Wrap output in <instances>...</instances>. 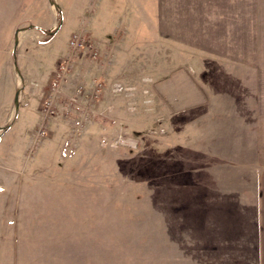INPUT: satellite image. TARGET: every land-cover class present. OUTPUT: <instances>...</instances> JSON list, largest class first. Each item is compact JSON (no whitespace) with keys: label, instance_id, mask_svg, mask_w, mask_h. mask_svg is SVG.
Instances as JSON below:
<instances>
[{"label":"rangeland","instance_id":"374dc122","mask_svg":"<svg viewBox=\"0 0 264 264\" xmlns=\"http://www.w3.org/2000/svg\"><path fill=\"white\" fill-rule=\"evenodd\" d=\"M51 2L46 24L26 10L25 26L58 30L25 33L0 175L67 180L57 206L102 236L38 248L35 264H264V0ZM76 35L90 46L73 52Z\"/></svg>","mask_w":264,"mask_h":264},{"label":"crops","instance_id":"0c3cea01","mask_svg":"<svg viewBox=\"0 0 264 264\" xmlns=\"http://www.w3.org/2000/svg\"><path fill=\"white\" fill-rule=\"evenodd\" d=\"M26 10L35 12L38 17L43 14L45 24L51 16L54 21L57 16L56 6L51 0H0V110L5 104L6 113L10 102L9 85L19 88L23 81L20 67L24 62L25 33L31 27H37L32 23L25 26ZM29 20L32 22L34 19L30 17ZM45 24L37 28L48 30ZM31 36L32 40L37 38L39 44L47 37L42 38L38 33L35 37ZM20 92L21 89L17 92L19 97ZM19 107L17 102V109ZM3 128L0 125V129ZM58 179L33 175H0V264H26L27 261L35 264L38 248L61 247L63 245H56L57 241H67L79 234L85 235V232L87 236H102V231H95L93 227L81 228L89 221L86 217L74 218L81 213H74L71 207L57 206V196L62 192L56 191L55 184L67 182ZM41 181L48 183L45 186L53 190L49 195L36 192V188H39L37 183ZM93 216L90 222H93ZM200 219V223L206 224L209 221ZM95 220L99 222L101 218Z\"/></svg>","mask_w":264,"mask_h":264},{"label":"built area","instance_id":"2783aa9c","mask_svg":"<svg viewBox=\"0 0 264 264\" xmlns=\"http://www.w3.org/2000/svg\"><path fill=\"white\" fill-rule=\"evenodd\" d=\"M90 44L85 43V39L81 37L80 35L74 36L71 41H70V48L72 49L73 52H79L82 51L85 47L88 48ZM98 50L95 48H90L89 49V54L91 57H97L98 55ZM72 58L69 60H65L61 66L60 70L57 72V76L53 82V92L52 94L44 100V107L46 109L45 111V116L48 117L49 113L53 112V108L55 105V97L57 96V93L59 92V87L60 84L63 80V76L65 72L68 70L70 66ZM43 133L45 132L44 130L42 131Z\"/></svg>","mask_w":264,"mask_h":264},{"label":"trees","instance_id":"16d2710c","mask_svg":"<svg viewBox=\"0 0 264 264\" xmlns=\"http://www.w3.org/2000/svg\"><path fill=\"white\" fill-rule=\"evenodd\" d=\"M39 29H41L43 32H46L48 34L47 37H46V40L52 38L56 34V32L58 30V29H55V30H44L42 28H39Z\"/></svg>","mask_w":264,"mask_h":264}]
</instances>
